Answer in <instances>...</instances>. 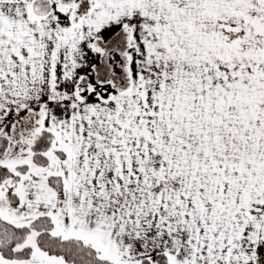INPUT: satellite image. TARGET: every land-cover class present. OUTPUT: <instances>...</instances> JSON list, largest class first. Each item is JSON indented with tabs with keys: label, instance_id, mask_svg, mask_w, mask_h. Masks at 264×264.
Listing matches in <instances>:
<instances>
[{
	"label": "snow or ice",
	"instance_id": "obj_1",
	"mask_svg": "<svg viewBox=\"0 0 264 264\" xmlns=\"http://www.w3.org/2000/svg\"><path fill=\"white\" fill-rule=\"evenodd\" d=\"M0 264H264V0H0Z\"/></svg>",
	"mask_w": 264,
	"mask_h": 264
}]
</instances>
